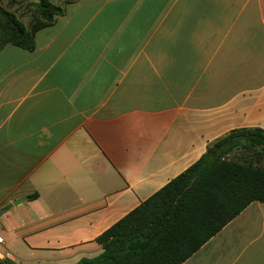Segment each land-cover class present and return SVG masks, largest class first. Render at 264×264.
Masks as SVG:
<instances>
[{"label":"crops","instance_id":"crops-1","mask_svg":"<svg viewBox=\"0 0 264 264\" xmlns=\"http://www.w3.org/2000/svg\"><path fill=\"white\" fill-rule=\"evenodd\" d=\"M35 3L0 0L30 23ZM58 7L33 50H0V250L10 264L97 257L96 239L210 144L264 131V0ZM182 264H264V204Z\"/></svg>","mask_w":264,"mask_h":264},{"label":"trees","instance_id":"trees-1","mask_svg":"<svg viewBox=\"0 0 264 264\" xmlns=\"http://www.w3.org/2000/svg\"><path fill=\"white\" fill-rule=\"evenodd\" d=\"M34 12L27 27L0 5V50H33L35 33L63 8L36 0ZM254 202L264 204V131H232L102 233L97 257L76 264H182Z\"/></svg>","mask_w":264,"mask_h":264},{"label":"rangeland","instance_id":"rangeland-1","mask_svg":"<svg viewBox=\"0 0 264 264\" xmlns=\"http://www.w3.org/2000/svg\"><path fill=\"white\" fill-rule=\"evenodd\" d=\"M5 1V0H4ZM34 0H23V5L25 6L26 9H28L29 11H32V2ZM52 4L59 6L61 4L62 0H49ZM28 5V6H27ZM18 18L20 19V21H22L24 23L25 26H29L30 25V20H31V16L29 15V12H27L26 14L22 15H17Z\"/></svg>","mask_w":264,"mask_h":264},{"label":"built area","instance_id":"built-area-1","mask_svg":"<svg viewBox=\"0 0 264 264\" xmlns=\"http://www.w3.org/2000/svg\"><path fill=\"white\" fill-rule=\"evenodd\" d=\"M3 244V238L2 236L0 235V246ZM12 259L11 255L10 254H3L0 250V260L1 261H5V262H9L10 260Z\"/></svg>","mask_w":264,"mask_h":264},{"label":"water","instance_id":"water-1","mask_svg":"<svg viewBox=\"0 0 264 264\" xmlns=\"http://www.w3.org/2000/svg\"><path fill=\"white\" fill-rule=\"evenodd\" d=\"M26 200H27V198L17 200V201H15V202L13 203V205H17V204H19V203H21V202H23V201H26ZM4 212H5V211L0 212V215H1L2 213H4ZM0 264H10V263L5 262V261H1V260H0Z\"/></svg>","mask_w":264,"mask_h":264}]
</instances>
